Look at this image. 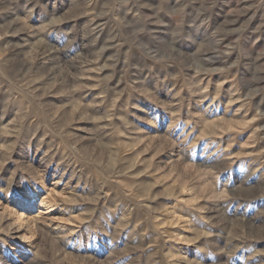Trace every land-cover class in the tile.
Returning a JSON list of instances; mask_svg holds the SVG:
<instances>
[{
  "label": "rangeland",
  "instance_id": "rangeland-1",
  "mask_svg": "<svg viewBox=\"0 0 264 264\" xmlns=\"http://www.w3.org/2000/svg\"><path fill=\"white\" fill-rule=\"evenodd\" d=\"M0 264H264V0H0Z\"/></svg>",
  "mask_w": 264,
  "mask_h": 264
}]
</instances>
